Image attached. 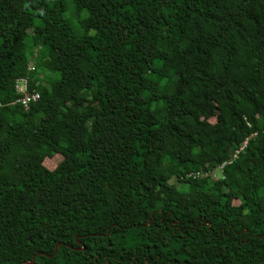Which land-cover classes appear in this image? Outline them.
Listing matches in <instances>:
<instances>
[{"label": "trees", "instance_id": "trees-1", "mask_svg": "<svg viewBox=\"0 0 264 264\" xmlns=\"http://www.w3.org/2000/svg\"><path fill=\"white\" fill-rule=\"evenodd\" d=\"M71 3L0 0V264H264V0Z\"/></svg>", "mask_w": 264, "mask_h": 264}, {"label": "built area", "instance_id": "built-area-1", "mask_svg": "<svg viewBox=\"0 0 264 264\" xmlns=\"http://www.w3.org/2000/svg\"><path fill=\"white\" fill-rule=\"evenodd\" d=\"M33 68H34L33 61L30 60L27 64V69L32 70ZM30 81H31V78H29V76L17 77L13 81V87L15 91L18 93V96L15 99V102L20 103L25 109L29 106L31 102H34L39 98L38 91L34 87L30 88ZM245 145H246V142H244L243 145L239 149L241 150ZM237 152L238 150L235 151V153L233 154V157L236 156ZM229 162L230 161L221 163L219 166H217L216 168L212 170V174L214 176H217V174H221L223 166ZM206 174L207 172L204 173V175ZM186 175L187 177L194 178V177L200 176L201 172L199 170H196L193 172H189Z\"/></svg>", "mask_w": 264, "mask_h": 264}, {"label": "rangeland", "instance_id": "rangeland-1", "mask_svg": "<svg viewBox=\"0 0 264 264\" xmlns=\"http://www.w3.org/2000/svg\"><path fill=\"white\" fill-rule=\"evenodd\" d=\"M66 5H67V8H68V10H69V12L66 11V16H67V18H68V20H69V22H70V24H71L73 30H74L75 32H81V31H82V28H81V26H80V23H79V20H78V16H77V15L70 14V13H72V11H71V9H72V3H71V0H66ZM45 81H46L49 85H51L49 78H47ZM174 87H175V89H176L179 93H182L183 90H184L183 85L180 84V83H175ZM209 120H210L211 122H213V121H214V118H210ZM47 163H48V165H50L51 167L54 166V161H53L52 159H50Z\"/></svg>", "mask_w": 264, "mask_h": 264}, {"label": "water", "instance_id": "water-1", "mask_svg": "<svg viewBox=\"0 0 264 264\" xmlns=\"http://www.w3.org/2000/svg\"><path fill=\"white\" fill-rule=\"evenodd\" d=\"M61 244H62V243L59 242V243H57V244L55 245V247H54V251H53V254L56 253V250H57L58 246L61 245ZM75 249H81V250H84V246H81L80 248H75ZM37 254H40V252L37 253ZM37 254H35L34 256H32V258H31L30 261H24L23 263H30V264L33 263L34 258H35V256H36Z\"/></svg>", "mask_w": 264, "mask_h": 264}]
</instances>
